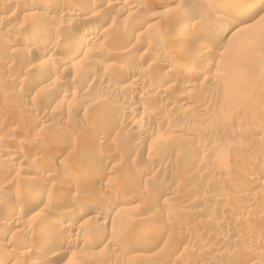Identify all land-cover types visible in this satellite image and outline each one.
<instances>
[{"label":"rangeland","instance_id":"rangeland-1","mask_svg":"<svg viewBox=\"0 0 264 264\" xmlns=\"http://www.w3.org/2000/svg\"><path fill=\"white\" fill-rule=\"evenodd\" d=\"M66 1L76 13L90 4ZM101 1L69 17L30 7L43 0H0V257L32 264L44 228L64 218L77 240L53 239L60 246L42 264L60 247L69 253L57 264H264V4L221 41L204 30L242 17L237 2ZM42 12L40 26L50 27L38 33ZM108 14L118 20L102 22ZM90 26L102 34L76 56L69 40ZM189 35L185 68L158 63ZM241 35L252 37L247 45H237ZM132 60L141 76H127ZM94 121L90 139L78 137ZM245 174L260 178L240 186ZM37 192L40 213L24 222L16 210ZM121 195L122 209H109ZM72 196L75 208L65 207ZM85 203L102 206L72 220ZM149 225L158 231L141 233Z\"/></svg>","mask_w":264,"mask_h":264},{"label":"bare ground","instance_id":"bare-ground-1","mask_svg":"<svg viewBox=\"0 0 264 264\" xmlns=\"http://www.w3.org/2000/svg\"><path fill=\"white\" fill-rule=\"evenodd\" d=\"M13 1V0H12ZM15 1V0H14ZM59 1V0H58ZM63 1V0H62ZM57 2L56 1V3H55V0L53 1V0H43V2L41 3V4H34V3H29L30 4V7L31 8H33V9H35V10H43L46 6H48L49 4L50 5H52V7L55 9V10H57L61 15H69V17L70 16H73V17H75V15H77V13H80V12H82V10H84L83 9V7L85 8V12H86V10L88 9H90L91 11H92V8L93 7H96L97 5H99L100 4V1L101 0H88V1H90L89 3H88V1H86V0H84V2L86 1L87 2V4H89V5H85V4H83V2H80V3H82L81 5H83L80 9H79V7H78V12L76 13V11H74V10H72L71 9V7L72 6H75V4L76 5H78L76 2H75V4H73L71 1V3L70 2ZM105 1V0H104ZM138 2V0H113V4H115V3H121L122 4V2L123 3H125V4H132L133 2ZM157 1V0H156ZM160 1V0H159ZM220 1H224V3H230V4H234V3H239V4H241L242 5V7L241 8H239L238 9V13L242 16V17H240V18H234V19H228V18H225V17H222V18H220V20H217L216 22L215 21H213V22H211L210 23V27L209 28H207V30H204V31H206V33H209L210 34V32L211 31H213V30H215V31H217V33H216V35L218 36V37H221L220 39H221V41H222V39L224 38V36L226 37V36H228L229 38H228V40H230V38L231 37H237L238 36V34L241 32L240 31V25H241V23H242V20L243 19H246L247 17H249V16H257L258 15V11L260 10V7H262V5L264 4V0H220ZM102 2V1H101ZM110 2V1H109ZM108 2V3H109ZM219 2V1H218ZM24 3H25V1H24ZM79 3V2H78ZM49 5V7H51ZM109 5V4H108ZM139 5V3L136 5V8H137V6ZM79 6V5H78ZM114 6V5H113ZM116 6V5H115ZM127 6V5H126ZM98 7V6H97ZM129 7V6H128ZM132 7H134V5L132 6ZM142 7V6H141ZM48 8V7H47ZM46 8V9H47ZM119 8H121V7H118V10L117 11H119L120 9ZM130 8H131V6H130ZM129 8V9H130ZM54 9H52L53 11H55ZM70 9H71V11H70ZM123 9L125 10V8L123 7ZM76 10V9H75ZM94 10V9H93ZM0 11H2V13H5L6 12V8H1V10ZM90 11V12H91ZM114 11V10H113ZM126 11H127V8H126ZM84 12V13H85ZM89 12V11H88ZM121 12H123L124 13V11H122L121 10ZM120 12V13H121ZM83 13V12H82ZM94 13V12H93ZM119 13V12H118ZM120 13H119V15H120ZM129 13L130 14H132L133 12H131V11H129ZM1 14V13H0ZM39 14V13H38ZM37 14V15H38ZM42 14H44L43 12L41 13V14H39L38 15V22H37V24H39V27L37 28V24H36V31H38V33L40 32V33H42L41 31L42 30H44V32H47V31H45L46 29H43V28H45V27H47V26H45L44 27V23H43V27H41L40 25V21H41V15ZM81 14V13H80ZM122 14V13H121ZM129 14V15H130ZM250 14H252V15H250ZM237 15V14H236ZM13 15H9V16H3L2 17V20H8V19H11L10 17H12ZM80 16V15H79ZM143 16V15H142ZM39 17H40V19H39ZM89 18V17H88ZM88 18H86V19H88ZM102 18V17H101ZM86 19H84V20H86ZM91 19V18H90ZM94 19V18H93ZM109 19H111V21L113 22L114 20H118L115 16H110L109 14L108 15H106V16H104L103 17V19L101 20L102 22L104 21L105 23H106V21H108ZM114 19V20H113ZM83 20V19H82ZM144 18L141 20V17H140V19L138 20V21H136V23H134V25H133V27L131 26V28H132V30L133 31H135V29L134 28H136L137 29V27L139 28V26H141V25H143V23H145L144 21ZM93 21V20H92ZM88 22V21H87ZM89 22H90V20H89ZM100 22V21H99ZM101 23V22H100ZM114 23V22H113ZM121 23V22H120ZM168 23H169V21H168ZM99 24V23H98ZM124 24V23H123ZM171 24V23H170ZM67 25V24H66ZM69 25V24H68ZM123 26H126V25H123ZM48 27H50V26H48ZM47 27V28H48ZM97 27L98 26H90L89 28H87L88 30H86V32L84 31L83 32V34H79V35H74L73 37H71V39L69 40V43H70V45H74L75 46V48H77V50H75V54H76V56L81 52V51H83V50H85V49H87L88 47V45L89 44H92V43H96L97 41H98V39L100 38V36H101V34H102V32H100L99 30H97ZM120 27V26H119ZM248 27V26H247ZM121 28H122V25H121ZM124 28V27H123ZM130 28V29H131ZM49 29V28H48ZM51 29V28H50ZM53 29V28H52ZM129 30V29H128ZM51 31V30H50ZM126 31V30H125ZM130 31V30H129ZM184 32V31H183ZM182 32V33H183ZM188 32V31H187ZM50 33V32H49ZM125 33V32H124ZM123 33V34H124ZM189 33V32H188ZM141 34H143V33H141ZM184 34H185V32H184ZM205 34V33H204ZM182 36H183V34H181ZM194 35V34H193ZM131 36V35H130ZM187 36V35H186ZM184 37V36H183ZM182 37V38H183ZM189 37V39L188 38H184L182 41L180 40V42H182V46H180V47H178V49H177V51H176V53H173V52H171V54L170 55H163L159 60H158V63H159V61L160 62H163V63H170L171 65V68L172 69H174V70H177V69H182V68H185L186 67V65L188 64V59L190 58H188V55L193 51V50H195L194 48H192V46L190 45L189 46V44L187 43L188 42V40H190V35L188 36ZM208 37V36H207ZM128 39H129V37H127ZM252 37H246L245 35H241V36H239V38H237L236 39V43H237V45H247L249 42H250V39H251ZM131 39V38H130ZM67 40V41H68ZM224 41V40H223ZM35 42V41H34ZM41 42V41H40ZM149 42H150V40H149ZM178 42V41H177ZM39 43V42H38ZM68 43V42H67ZM152 42H150V43H147V44H151ZM44 44H45V42H44ZM38 46H41V45H39V44H37ZM180 45V44H179ZM198 46V45H197ZM202 47L204 46V44L203 45H201ZM45 47V46H44ZM90 47V46H89ZM92 47V46H91ZM194 47V46H193ZM46 48V47H45ZM16 49V48H15ZM72 49V48H71ZM91 49V48H90ZM193 49V50H192ZM201 47L199 46V48H198V50L196 49V51L199 53L201 50ZM203 49V48H202ZM209 49V48H208ZM88 50V49H87ZM86 50V51H87ZM92 50V49H91ZM85 51V52H86ZM209 52L211 51L210 49L208 50ZM201 54V53H200ZM74 56V55H73ZM117 56V54H115L114 52H112V51H109L108 52V54H107V57L108 58H114V57H116ZM192 57V56H191ZM195 57H197V56H195ZM188 58V59H187ZM195 60V59H194ZM200 60V59H199ZM67 61H69L68 59H64L63 58V60L59 63V65L60 64H64V65H67V64H65ZM129 61V60H128ZM198 62V61H197ZM202 62L203 61H199V66L202 64ZM213 62H214V60H209V61H207V63H206V67H211L212 65H213ZM126 64H128V68H129V72H127V76H131V75H137V76H141V74H142V71L140 70V66H139V64L136 62V61H134V60H132L131 62H129V63H126ZM199 66H197L198 67V69L197 68H191V69H187L186 68V70L189 72V75H193V76H196V75H198V72H199V70H201L200 69V67ZM67 68V67H66ZM179 71V70H178ZM167 72V71H166ZM188 72H187V74H188ZM126 73V72H125ZM184 73H186V72H184ZM125 76V75H124ZM126 76V77H127ZM168 76H167V74H166V76L164 77L165 78V82H166V78H167ZM169 77H170V75H169ZM139 78V77H138ZM128 79V78H127ZM169 80V79H168ZM164 81V80H163ZM96 123L97 122H93V123H89V125H87L86 127H83V128H81V129H79L76 133H77V135H78V137H80V138H82V139H90V135H91V133L94 131V129H96ZM3 153V152H2ZM3 155V154H2ZM258 158V157H257ZM5 159V158H4ZM7 159V158H6ZM261 161H263L264 162V155H262L260 158H259ZM10 160V159H9ZM259 160V161H260ZM256 161V160H255ZM211 162V161H210ZM207 163H209V161L207 162ZM34 166V165H33ZM81 168V167H80ZM90 168V167H89ZM80 170V169H79ZM40 172V169L39 168H37L36 166H34V167H31L30 169H29V172ZM91 171V170H90ZM81 172L83 173V172H85L86 174H87V172H88V168L87 167H85V168H81ZM98 173V172H97ZM247 173V172H246ZM65 174V173H64ZM83 175H84V173H83ZM258 176V175H257ZM47 177L48 178H54L55 177V173H48L47 174ZM92 177H94L95 179H97V178H100V174H95L94 176H92ZM258 178H260V177H256V175L255 176H253V175H251V176H248V175H244L243 176V179H242V181H241V183H240V186H243V185H245V184H248V183H250V182H254V180L256 179V181H258ZM230 179V178H229ZM94 180V179H93ZM79 184H80V182H78ZM77 183V184H78ZM251 184V183H250ZM61 186V184H58V187H60ZM79 186V185H78ZM262 186V185H261ZM264 187V186H263ZM59 196V195H58ZM42 193H40V192H37V193H34L33 195H32V197H31V200L30 201H28V202H26V203H23L22 205H19L18 206V209L16 210V213L17 214H19V217L20 218H22L21 220H23L24 222L27 220V218H26V216H29V215H33V216H31V217H35L36 215H38L39 213L37 212H35L36 211V209H37V207H38V204H39V201L40 200H42ZM51 199H53V200H51V201H55V199H56V201H57V198H53V196L51 197V196H49ZM100 199V198H99ZM98 199V200H99ZM1 200H3V199H0V204H2L3 203V201H1ZM58 200H59V198H58ZM113 201V202H112ZM111 202H112V204L110 205V207H109V209L110 208H115L116 210L118 209V210H121L122 208H120V206L122 205V203H124V201H125V198L121 195V197H116L114 200H112ZM127 201V200H126ZM4 202H5V199H4ZM76 203H77V200L75 199V197H68L67 199H66V201H65V207H67V208H73L75 205H76ZM98 204V203H97ZM248 204V203H247ZM101 205V204H100ZM102 206V205H101ZM101 206H99V204L98 205H96V204H93L92 203V205L90 204H88V203H85L84 205H81V206H77V208H80L79 210H77L76 209V213L74 212L73 214L70 212V210H69V212L71 213H69V216H70V218H72V220H75V219H77L79 216H81V215H84V214H88V213H90V212H92V210H99L100 208H101ZM75 208V207H74ZM16 209V208H15ZM72 211V210H71ZM244 211H245V209H244ZM250 211V210H249ZM63 212V211H62ZM35 213V214H34ZM68 212H63L62 214H61V216L62 217H64L65 215L67 216L68 214H67ZM12 214V213H11ZM180 214V213H179ZM250 218L251 217H249V220H250ZM20 220V221H21ZM64 221V218H63V220L61 219L60 221L58 220H56L55 219V221H54V223H53V225H50V226H48V227H46V228H44V229H46L45 231L46 232H43L44 231V229H43V231H42V229H41V231L43 232L42 233V236H44L45 237V244H44V247H43V249H42V253L40 254V255H38V256H36V257H34V261L32 262V264H42L43 263V261H44V256H43V254H46V253H48L47 255V257H49L50 255H52V252L54 251V250H56L57 248H59V244L56 242H53V239H57V237L59 238V240L61 239L62 241H65V242H67V245H72L74 242V239L75 238H72V236H71V233H70V230L69 231H67V230H65L64 228L62 229L60 226H61V224H62V222ZM19 223V222H18ZM23 223V222H22ZM20 224V223H19ZM68 226H70L71 225V222L69 223V224H67ZM73 225V224H72ZM70 227H72V226H70ZM42 228V227H41ZM155 228H157L156 227V225H152V226H147V227H145L143 230H142V232L141 233H152L153 231H155V230H157V229H155ZM158 231V230H157ZM157 231H155V232H157ZM140 234V233H139ZM14 237V236H13ZM56 237V238H55ZM129 237H131V236H129ZM5 239V238H4ZM13 240V239H12ZM75 240H77V239H75ZM4 243V242H3ZM10 243V242H9ZM5 244V243H4ZM61 249H60V251H59V255H58V259L57 260H53V261H50L49 262V264H57V262L59 261V260H61V259H64V257L69 253V251H68V247H60ZM230 256V255H229ZM13 256L11 255V254H4V255H2V257H0V264H10V261H12V259H14V257L12 258ZM45 260H46V257H45ZM261 261V260H260ZM259 261H257V263H258Z\"/></svg>","mask_w":264,"mask_h":264}]
</instances>
